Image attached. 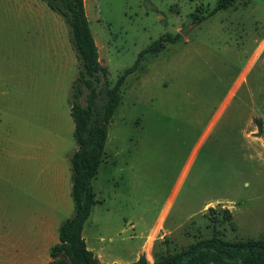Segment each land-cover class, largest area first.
<instances>
[{"label":"rangeland","instance_id":"rangeland-1","mask_svg":"<svg viewBox=\"0 0 264 264\" xmlns=\"http://www.w3.org/2000/svg\"><path fill=\"white\" fill-rule=\"evenodd\" d=\"M83 1L111 85L150 43L180 35L120 87L87 247L104 264H154L214 233L264 241V0L206 18L216 0ZM77 74L57 13L0 0V264H45L73 215Z\"/></svg>","mask_w":264,"mask_h":264},{"label":"trees","instance_id":"trees-1","mask_svg":"<svg viewBox=\"0 0 264 264\" xmlns=\"http://www.w3.org/2000/svg\"><path fill=\"white\" fill-rule=\"evenodd\" d=\"M67 24L69 40L75 51L78 74L70 87V115L74 122L73 137L76 150L69 158L70 195L73 215L58 227V241L50 250L48 264H104L90 250L82 236V229L95 204L92 178L96 175L104 151L107 129L120 102V87L126 76L135 71L142 60L162 51L166 43L175 42L180 35L157 39L142 49L131 66L110 84L107 69L100 63L97 45L85 13L83 0H41ZM234 0H216L206 17L233 5ZM84 103H83V101ZM257 128L264 132L262 120L255 119ZM264 144V135L262 136ZM225 218L230 217L224 210ZM148 264L141 256L129 263ZM154 264H264V241L248 239L231 241L212 234L186 249L157 255Z\"/></svg>","mask_w":264,"mask_h":264},{"label":"crops","instance_id":"crops-1","mask_svg":"<svg viewBox=\"0 0 264 264\" xmlns=\"http://www.w3.org/2000/svg\"><path fill=\"white\" fill-rule=\"evenodd\" d=\"M56 242H57V241H56ZM56 242H54V243H56ZM54 243H52V244L49 245V248H48L49 250H50L51 246H52ZM49 260H50V256H49L48 260L45 261V264H48ZM25 264H31V263L26 262ZM35 264H38V263H35Z\"/></svg>","mask_w":264,"mask_h":264},{"label":"water","instance_id":"water-1","mask_svg":"<svg viewBox=\"0 0 264 264\" xmlns=\"http://www.w3.org/2000/svg\"><path fill=\"white\" fill-rule=\"evenodd\" d=\"M264 135V132L263 133H261V136H263Z\"/></svg>","mask_w":264,"mask_h":264}]
</instances>
